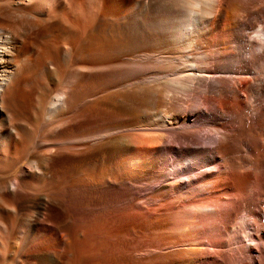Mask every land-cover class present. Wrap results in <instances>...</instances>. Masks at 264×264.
Instances as JSON below:
<instances>
[{
  "label": "bare ground",
  "instance_id": "1",
  "mask_svg": "<svg viewBox=\"0 0 264 264\" xmlns=\"http://www.w3.org/2000/svg\"><path fill=\"white\" fill-rule=\"evenodd\" d=\"M263 72L264 0H0V264H98L101 222L112 224L115 199L129 193L116 183L155 163L159 175L178 174L238 151L234 128L210 121L225 110L236 116L251 96L254 129L263 124ZM207 108L211 120L186 121ZM197 133L211 144L193 143L192 155L164 166L173 137ZM249 133L253 149L264 148V128ZM218 164L223 184L195 177L198 202L192 190L172 193L176 177L137 203L146 233L186 235L201 229L198 218L259 199L264 153ZM165 191L173 197L152 208ZM184 243L129 250L150 255L140 264H211L207 248L159 252Z\"/></svg>",
  "mask_w": 264,
  "mask_h": 264
},
{
  "label": "rangeland",
  "instance_id": "2",
  "mask_svg": "<svg viewBox=\"0 0 264 264\" xmlns=\"http://www.w3.org/2000/svg\"><path fill=\"white\" fill-rule=\"evenodd\" d=\"M258 68L260 67L258 66L254 67V69H258ZM254 69H252V71ZM257 76H259V73L254 72V73H251L250 78H255ZM248 100H251L250 102L251 104L246 103L247 106L245 105L243 109L241 108L240 110H238L236 112V116L231 115L228 110H225L223 112H220V115L214 118L215 120L210 121V122L216 121L218 124H227L225 128L228 130L230 129L233 130L234 128L235 136L236 137L238 136V139L240 138V141H239L240 145H239L238 151L233 150L232 152H230V154L223 153V155L222 154L219 155L217 160L209 161L205 163L204 165L198 164V166L196 167H187L184 169H180L178 174L170 173L172 172V170L169 168V169H166L165 172L162 171V174L159 175L157 173V170L158 168H160L162 164L155 163L154 169L141 175L140 177L141 180L140 179L135 180V177L134 178L129 177V178H126V180L122 181L121 183L120 182L116 183L115 185L116 188H119L122 183L128 185L127 187H128L129 193L126 194L127 196H124L123 201H119L115 199V207L113 208L114 211L112 214V216L113 215L114 216L111 218L112 224L111 223L106 224V222H104L106 221L105 217H104L105 218L104 221L101 222L102 233L100 234L101 245L98 249V252H99L98 253V257H99L98 264H140L137 262V260L141 261L144 258L148 260L150 255H146V256L136 255L135 256L133 252L130 253V250L133 249L135 246L140 248V246L144 245V247H146L148 245L149 247L152 248L156 244L159 245L163 243L164 245V243L167 244V243H173L177 241L178 242L182 241L183 243L185 242L186 244L184 243V245L179 244V245H174L171 247L163 248L159 252L162 254H167L168 252H172L175 250L176 251L185 250V249L188 250L191 248L201 249L202 247L205 249L207 248L211 252L212 256H211V259L209 260L211 264H264V184H262L259 189L260 197L258 200L252 198L247 201H242V200L238 201L237 203H234L231 207L229 206L228 209H222L223 214L221 215V217L220 216L218 217L216 216L212 218L207 217L206 219L198 218L199 224L202 226L200 229L201 231L196 230L195 232L193 231L194 233L188 232L187 233L188 235L181 234L178 236V234H175L172 237L164 238L162 236L160 237L159 235H156V232L151 231L150 233L149 232L150 230L147 231L146 233L144 228H142L143 227L142 217L138 213L139 210L137 211V208H136L138 205L137 203L139 202L146 203V199L150 197L154 192L160 189L169 188V185L173 184L174 179H177L176 177H178V179L181 178V182L179 183L177 192H173L174 191L173 190L172 193L180 194L181 192H185V191H188V192L194 191L198 193V195L196 194L195 196V200L197 199L196 201L198 202L199 201L198 197H200L199 195L201 193L199 192L200 186H198L197 183H195V180H196L195 177L198 176L199 179L197 180H201V172L204 173V178L206 180H212V181L219 180L218 183L223 184L224 178H226L227 176L223 177L221 175H218L216 173V169L219 166L218 163L224 160V158H226V155L232 154L234 158H238L239 156L245 158L253 153L256 156V158L259 157V159H261L264 153V148L260 147L257 150L253 149L252 143H251L252 138L251 136H249L250 135L249 132L253 133L254 131L257 132L261 128L263 129L264 123L263 124L259 123L258 127L254 129V126L256 125L255 115H254V111H256L255 103L252 101L251 96L248 97ZM207 111H209L208 108L206 110L201 109L199 112H196L195 114L193 113L192 115L188 111L189 114H188L186 121L191 122V120L192 121L198 120L199 122H201L204 119L211 120L210 117H212V114L211 113L206 114L205 112ZM197 113L199 114L197 115ZM262 115L264 118V110L262 111ZM199 122L198 123L193 122L192 124L189 123V125L194 128H197L198 127L197 124H199ZM173 128H174V125L173 127H170V128H167L165 126L163 127L151 126L149 127L148 130L155 131V132L156 131L162 132L164 130L166 131L168 130V132H172ZM169 134L170 133H168V136ZM172 140H171L172 144L166 145L163 152L160 153L161 154L160 160L164 161L165 163L164 166L168 165V167H170V164H176L177 160L181 159L180 156H182L181 154L182 151L185 152L184 156L188 157L190 154L192 155V153L190 152H192V150H195L197 146H199L200 144L206 143L209 145L212 142V138H208L207 136H204L202 133H199V134L197 133V135L187 136L185 138L173 137ZM193 143L197 144V146L193 145ZM184 144L190 147V149L183 147ZM222 170H223V167H222ZM112 173L116 174V169L112 170ZM189 176L193 179L191 178L189 179ZM165 178H167V180L164 181ZM232 179H233L232 183L234 184V186L236 185L234 187L235 190L240 191L241 184L238 183L237 179L234 176L232 177ZM166 182L169 185L165 184ZM224 192H225L224 189L222 188L219 189L217 192V196L224 197ZM249 194H251L250 189H249L248 195ZM172 197H173V194L168 193L167 191L166 193H163V197L160 198V201L159 199L151 200L150 205L152 208H154L155 205L157 206L155 208H158L166 202V201L164 202L165 199H171ZM225 199L227 198L224 197V200ZM226 204L227 203H224L223 206H225ZM180 209L182 210V207ZM224 210L226 212H224ZM133 212L135 214H133ZM157 214L158 213H154L151 219H154V217L155 219H157L158 217ZM216 219L217 221H215ZM212 228L218 229L217 232L215 233L216 236H214V234L212 235V233L210 232V229ZM154 234L156 236H154ZM188 242L190 244H188ZM135 243L136 244L138 243V244L135 245ZM157 245L155 247H157ZM241 246H245L248 249L243 250ZM107 249H108V253H107ZM109 249L111 252H109ZM127 251L129 252L127 253ZM151 255L154 256L153 254ZM75 259L73 261L74 264H82L83 261L81 259H77V258ZM172 264H176V263L174 262ZM179 264H183V263H179Z\"/></svg>",
  "mask_w": 264,
  "mask_h": 264
}]
</instances>
